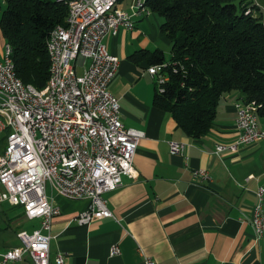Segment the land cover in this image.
<instances>
[{"label":"crops","instance_id":"crops-1","mask_svg":"<svg viewBox=\"0 0 264 264\" xmlns=\"http://www.w3.org/2000/svg\"><path fill=\"white\" fill-rule=\"evenodd\" d=\"M129 2L120 0V7L127 10ZM148 16L136 19L130 30L120 27L102 38L118 59L108 90L117 99L119 120L143 132L132 160L136 176H121V184L105 193L114 218L86 224L74 219L86 198L66 199L47 187V199L59 209L50 223L47 263L55 264L54 256L61 253L62 264H144L143 257L154 264H264V239L253 240L248 222L255 190L264 189V140L214 153L215 144L237 137L234 103L241 95L235 90L220 96L211 128L198 138L185 136L168 112L152 104L156 84L146 72L148 60L130 58L138 50H159L164 58L167 40L159 20ZM3 42L0 37V54ZM170 140L185 144L181 154L169 153ZM195 169L206 170L209 179H193ZM2 203L0 218L6 223H0V253L18 245L16 231L39 224L25 218L21 207ZM262 203L264 208V190ZM15 208L21 211L15 214ZM20 216L29 230L16 222ZM113 245L118 253L110 255ZM0 264L31 262L24 255Z\"/></svg>","mask_w":264,"mask_h":264},{"label":"built area","instance_id":"built-area-1","mask_svg":"<svg viewBox=\"0 0 264 264\" xmlns=\"http://www.w3.org/2000/svg\"><path fill=\"white\" fill-rule=\"evenodd\" d=\"M56 1L66 5V14L63 24L52 27L45 39L48 72L41 89L15 76L10 48L3 43L0 135L5 143L0 153V202L20 206L25 218L38 219L39 224L31 231H16L18 245L0 253L1 262L20 261L26 255L31 264H48L50 223L59 209L47 199L46 187L66 199L86 198L85 209L74 218L86 224L114 218L105 193L121 184V176H136L132 160L143 132L124 127L119 120L117 99L108 90L118 59L107 52L102 38L120 27L132 29L136 19L152 12L146 0H130L127 10L120 7V0ZM167 65L146 67L159 93L167 80ZM234 109L237 137L227 145L215 144L214 153L264 140L256 104L239 100ZM167 146L170 154H181L185 144L170 140ZM191 175L196 180L209 179L204 169L192 170ZM263 190L262 186L255 190L248 218L254 241L264 239ZM109 253L117 254V247L111 246ZM143 260L154 264L146 257ZM62 262L63 255L56 253L54 263Z\"/></svg>","mask_w":264,"mask_h":264},{"label":"trees","instance_id":"trees-1","mask_svg":"<svg viewBox=\"0 0 264 264\" xmlns=\"http://www.w3.org/2000/svg\"><path fill=\"white\" fill-rule=\"evenodd\" d=\"M1 1L0 35L10 48L14 74L41 89L48 72L45 39L63 24L66 5ZM145 5L162 17L159 30L171 41L170 55L164 60L159 50H138L130 58L169 63L163 91H155L152 104L168 112L185 136L206 134L220 96L233 90L240 101H253L257 119H264V18L256 1L146 0ZM4 143L0 135V153Z\"/></svg>","mask_w":264,"mask_h":264},{"label":"rangeland","instance_id":"rangeland-1","mask_svg":"<svg viewBox=\"0 0 264 264\" xmlns=\"http://www.w3.org/2000/svg\"><path fill=\"white\" fill-rule=\"evenodd\" d=\"M253 1H256V2H257L258 6H259V8H260V11H261V13H262V16H263V18H264V0H253ZM2 8H3V3H2V1L0 0V12H1ZM149 16H151V17H153V18L159 20L158 26H159L160 23L162 22V17L158 16V15L155 14V13H151V15H149ZM149 16H148V17H149ZM158 26H157V28H158ZM161 33H162V32H161ZM162 34H163V33H162ZM163 36H165V35L163 34ZM0 37H1V35H0ZM165 38H166V40H167V45H166V47H165V48H166V51L164 52V58H165V59H168V57H169V55H170L171 41H170L166 36H165ZM3 43H4V42H3ZM2 49H3V44H2ZM2 49H1L0 58H1V55H2ZM78 72H79V70H78ZM237 92H239V91H237ZM262 120H264V119H260L259 122H258L260 126L263 125V121H262ZM45 191H46V193L48 192V188H47V187H46ZM4 206H5L4 203L0 204V207H4ZM17 207L20 208V206H17ZM19 208H15V209H14V210H16V213H15V214H18V213L21 211ZM11 215H12V214H11ZM16 222H17L18 224H22V227L25 228L26 230H29L30 227L27 226V223H28V222H27V220L24 219L23 216L18 217V219H17ZM0 223H2V224H3V223H6V220L0 218ZM2 224H1V225H2Z\"/></svg>","mask_w":264,"mask_h":264}]
</instances>
